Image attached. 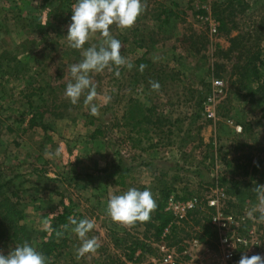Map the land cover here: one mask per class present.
I'll use <instances>...</instances> for the list:
<instances>
[{
	"label": "rangeland",
	"instance_id": "rangeland-1",
	"mask_svg": "<svg viewBox=\"0 0 264 264\" xmlns=\"http://www.w3.org/2000/svg\"><path fill=\"white\" fill-rule=\"evenodd\" d=\"M228 1L235 8L229 30L218 27L211 34L206 19L218 23L212 13ZM75 2L0 0V183L23 211L32 245L38 249L49 239L54 219L67 209L70 216L95 220L88 236L97 237L101 246L77 259L82 242L70 226L61 237L56 235L55 241L63 243L50 264H153L160 256L159 238L145 231L147 222L123 225L107 214L110 193L135 187L151 191L164 211L170 198L200 201L166 241L178 252L192 239L216 243L213 231L207 235L199 229L208 226L212 211L207 199L216 188L224 190L223 208L237 218L238 232H253L264 246V222L246 214L259 203L252 189L258 181L264 185V97L258 101V95L236 93L232 76L237 61L257 57L264 90V42L259 41L264 19L258 25L264 0H147V10L132 28L110 29L133 67H122L119 77L107 69L90 74L99 93L94 101L98 116L84 107L83 96L75 105L64 96L71 81L69 66L81 61L83 51L71 48L66 39ZM39 25L46 29L38 30ZM102 39L93 35L85 48ZM141 57L150 63L143 72L135 63ZM215 80L222 88L208 115L203 102L212 95ZM150 81L159 82L160 90H152ZM131 101L151 109L145 132L122 127ZM92 119L94 126L88 125ZM96 128L101 136L92 139ZM60 145L61 157L45 158L46 146L54 152ZM126 169L134 177L126 176L125 186H118L116 174ZM234 182L244 192L239 198L228 192ZM44 218L50 220L49 229ZM134 240L144 245L135 261H128L124 247ZM15 247L11 240L0 242L5 255Z\"/></svg>",
	"mask_w": 264,
	"mask_h": 264
},
{
	"label": "clouds",
	"instance_id": "clouds-1",
	"mask_svg": "<svg viewBox=\"0 0 264 264\" xmlns=\"http://www.w3.org/2000/svg\"><path fill=\"white\" fill-rule=\"evenodd\" d=\"M147 0H76L72 5L71 23L67 26L66 39L73 49H83L82 59L78 63L69 66L71 81L67 83L64 96L75 105L83 96L84 107L90 110L93 116L99 115V107L94 102L97 100V84L90 74L103 73L106 69L111 72L115 70L116 77L120 76V69L127 67L131 69L133 64L122 55L123 45L111 32V26L120 29L132 28L138 18L147 10ZM99 33L103 38L99 45H91L85 48L93 35ZM147 65L141 64L139 70L143 72ZM152 90L159 91L161 85L157 81H150ZM63 145L54 152L49 151L47 146L44 152L45 158H59L63 154ZM252 191L257 194L258 205L246 214L264 222V185H256ZM158 204L154 195L149 190H139L135 187L129 188L123 194H109L107 203V214L113 222L123 225H134L137 222H148L151 214L156 211ZM256 213H259L256 216ZM52 214L49 216H54ZM68 224L61 225L62 231L56 235L61 237L70 226L71 232L76 234L81 245L76 250L77 259L89 253H95L101 246L97 237L89 238L88 234L96 227L94 219H77L68 217ZM43 226L50 228L49 218H44ZM235 247V245H233ZM0 264H50V258L38 251L28 241L17 246L5 255L0 251ZM238 264H264V256L259 254L253 256L243 255Z\"/></svg>",
	"mask_w": 264,
	"mask_h": 264
},
{
	"label": "trees",
	"instance_id": "trees-1",
	"mask_svg": "<svg viewBox=\"0 0 264 264\" xmlns=\"http://www.w3.org/2000/svg\"><path fill=\"white\" fill-rule=\"evenodd\" d=\"M229 2V1H228ZM239 5V4H238ZM237 5V6H238ZM223 9L220 11L213 12V16H215L216 20L219 23V29L223 32L228 31L227 27V21L230 16L234 13V5H232L231 2L225 3L223 5ZM264 8V7H262ZM228 11V13H227ZM264 17V14L262 15ZM259 24H262L264 18H260ZM233 28H236L235 26ZM46 29L45 26H38V30L43 31ZM40 34H44V32H41ZM235 39H233L234 42ZM259 41L264 42V28L263 31H260ZM257 58V57H256ZM256 58H246V59H240V61H237L234 66L232 67V76L235 77L233 85H235V92L238 94H243L244 97L247 98H254L256 95H258V101L264 97V90L260 88L259 81V62L258 67L254 63L256 61ZM259 61V60H258ZM135 63L140 66L141 64L147 65V67L150 66V63L147 62L143 57L140 59H136ZM258 82V84H257ZM40 92V95H43V89H38ZM42 97H39V99ZM43 102V100H41ZM27 105L29 107L33 106V103H31L30 98H27ZM54 106V105H53ZM39 108V107H38ZM151 109H149L146 105L143 104H137L136 101H131L128 103L126 107V111L124 115L122 116L123 124L122 127L129 129L130 131H138V132H145L144 125L145 123L149 122ZM225 115H222L224 117ZM33 123V119H31V124ZM88 125L94 126L93 119L89 121ZM129 131V132H130ZM101 136V131L99 129H95L92 134L91 138H95ZM127 141L134 142L133 138L127 137ZM128 171L129 169L124 170L121 173L116 174V183L118 186L124 187V180L126 176L128 177ZM262 181H258L257 185H260ZM244 188L248 187V183L243 182ZM247 184V185H246ZM239 185V182H234L232 187L228 190L230 195H235V197H238L243 195V191H237V188ZM6 187V184L0 183V242L11 240L15 246L17 244H23L24 241H28L30 244L31 237L29 235L28 230L26 229L23 222V211L19 207L18 203L13 200V196L8 197L3 193V189ZM142 190H144L142 188ZM67 209L65 212H63L61 215L57 216L54 219L55 224L52 225V232L49 237V239L40 245V247L37 249L38 251L45 254L47 257H51L53 254L57 253L59 249L62 247V242L58 243L57 240L58 237L56 236V233L59 232V226L68 224V217L70 216L67 213ZM75 218L79 216H75ZM80 218V217H79ZM79 218H77L79 220ZM171 221V216L166 213L161 205L158 204V208L156 211L153 212L152 219L146 223L145 225V231L149 232L151 230L153 232V235L155 238H159L163 229L169 224ZM205 222H207V219H204ZM200 230H203L204 233L207 235L210 234V227L209 224L207 227L200 225ZM177 230V227L172 232V237L175 234ZM212 231V230H211ZM133 240V239H132ZM139 241H131L128 246L124 247V249L127 251V260L128 261H135L134 257L136 256V253L139 249H141L144 245V243ZM93 264H97L94 262Z\"/></svg>",
	"mask_w": 264,
	"mask_h": 264
},
{
	"label": "built area",
	"instance_id": "built-area-1",
	"mask_svg": "<svg viewBox=\"0 0 264 264\" xmlns=\"http://www.w3.org/2000/svg\"><path fill=\"white\" fill-rule=\"evenodd\" d=\"M206 20H209L210 33L215 34L219 27L218 23L210 17ZM212 87V95L203 102V109L208 115L213 113L215 98L218 96L217 92H221L222 82L215 80ZM235 130L240 132L241 128L235 127ZM213 193L214 195L207 199V208L212 211L208 217V224L216 238L214 246L192 239L178 252L166 244L179 223L187 220L188 214L194 213L200 207V201L196 197L184 201L170 198L165 212L172 218L159 237L157 250L160 256L157 261L152 259L153 264H238L243 255L264 256V246H261L254 233L240 234L237 218L233 214L225 213L224 190L216 188Z\"/></svg>",
	"mask_w": 264,
	"mask_h": 264
},
{
	"label": "crops",
	"instance_id": "crops-1",
	"mask_svg": "<svg viewBox=\"0 0 264 264\" xmlns=\"http://www.w3.org/2000/svg\"><path fill=\"white\" fill-rule=\"evenodd\" d=\"M127 174H128V177H127V178L129 179V178H131V177H132V178H131V180H132V179H133V177H134V174H133V173H132L130 170L128 171V173H127ZM141 178H143V177H141ZM142 184H145V186H146V184H147V183H145V182L143 181V182H142Z\"/></svg>",
	"mask_w": 264,
	"mask_h": 264
}]
</instances>
